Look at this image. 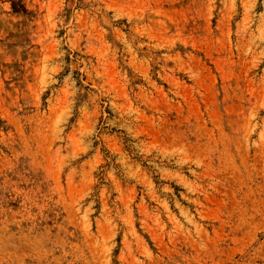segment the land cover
<instances>
[{"label":"rangeland","instance_id":"obj_1","mask_svg":"<svg viewBox=\"0 0 264 264\" xmlns=\"http://www.w3.org/2000/svg\"><path fill=\"white\" fill-rule=\"evenodd\" d=\"M0 264H264V0H0Z\"/></svg>","mask_w":264,"mask_h":264}]
</instances>
